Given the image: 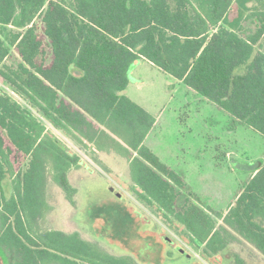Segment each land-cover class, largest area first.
<instances>
[{"label": "trees", "instance_id": "obj_1", "mask_svg": "<svg viewBox=\"0 0 264 264\" xmlns=\"http://www.w3.org/2000/svg\"><path fill=\"white\" fill-rule=\"evenodd\" d=\"M249 1L0 0V63L11 47L19 56L0 68L13 92L0 91V247L8 264H137L76 232L39 229L49 171L71 198L69 171L84 166L42 118L91 153L123 148L137 198L181 226L209 263L246 264L226 251L230 231L264 259V158L224 213L181 206L182 177L144 143L154 118L124 94L130 66L145 60L264 136V7ZM13 152L28 157L25 169H15Z\"/></svg>", "mask_w": 264, "mask_h": 264}, {"label": "rangeland", "instance_id": "obj_2", "mask_svg": "<svg viewBox=\"0 0 264 264\" xmlns=\"http://www.w3.org/2000/svg\"><path fill=\"white\" fill-rule=\"evenodd\" d=\"M247 5L259 9L264 7V0H250ZM236 9L233 3L230 19L236 15ZM242 25L253 28L249 21ZM18 62L19 56L11 47L0 68L13 67ZM244 69L241 65L235 73ZM128 80L124 94L155 121L145 137V145L185 183L181 206L193 202L214 212L226 211L241 185L263 160L264 136L148 61L132 64ZM0 89L10 90L1 81ZM41 120L83 159L84 166L68 174L75 189L71 198L53 181L49 171L40 230L76 232L102 252L127 256L138 264H211L188 240L181 226L167 224L158 211L137 198L123 148L115 144L116 149L91 153L44 118ZM12 159L16 170L25 169L29 160L17 152ZM215 219L217 224L222 223ZM230 233L234 243L226 248L228 253H238L246 264H264L258 251L236 233ZM148 234L157 242L151 244ZM0 264H8L3 247Z\"/></svg>", "mask_w": 264, "mask_h": 264}, {"label": "crops", "instance_id": "obj_3", "mask_svg": "<svg viewBox=\"0 0 264 264\" xmlns=\"http://www.w3.org/2000/svg\"><path fill=\"white\" fill-rule=\"evenodd\" d=\"M143 61L145 62V60H143ZM149 64H151V63L149 62ZM151 65H153V64H151ZM127 86H128V85H127ZM70 171H71V170H70ZM70 171H69V172H70ZM252 174H253V172L250 173L249 178L251 177ZM249 178H248V179H249ZM238 191H239V190H238ZM238 191L236 192V194L238 193ZM236 194H235L234 196H236ZM224 212H225V211H224ZM224 212H223V213H224ZM56 230H57V229H56ZM59 231H60V230H59ZM62 232H65V231H62ZM65 233H71V232H65ZM5 251H6V250H5ZM6 254H7V252H6ZM186 254H187V253H186ZM7 259H8V255H7ZM8 261H9V260H8ZM263 261H264V259H263ZM8 263H9V262H8Z\"/></svg>", "mask_w": 264, "mask_h": 264}, {"label": "flooded vegetation", "instance_id": "obj_4", "mask_svg": "<svg viewBox=\"0 0 264 264\" xmlns=\"http://www.w3.org/2000/svg\"><path fill=\"white\" fill-rule=\"evenodd\" d=\"M167 240V239H166ZM169 240V239H168ZM181 249V248H180ZM111 255V254H110ZM113 256H115V255H113ZM118 257H125V258H129V257H127V256H118ZM137 263V262H136ZM138 264V263H137Z\"/></svg>", "mask_w": 264, "mask_h": 264}, {"label": "built area", "instance_id": "obj_5", "mask_svg": "<svg viewBox=\"0 0 264 264\" xmlns=\"http://www.w3.org/2000/svg\"><path fill=\"white\" fill-rule=\"evenodd\" d=\"M0 91H1V89H0ZM7 91L13 94V92L11 90H7Z\"/></svg>", "mask_w": 264, "mask_h": 264}, {"label": "water", "instance_id": "obj_6", "mask_svg": "<svg viewBox=\"0 0 264 264\" xmlns=\"http://www.w3.org/2000/svg\"><path fill=\"white\" fill-rule=\"evenodd\" d=\"M110 189L113 190V187H111ZM181 251L183 252V249H181Z\"/></svg>", "mask_w": 264, "mask_h": 264}]
</instances>
